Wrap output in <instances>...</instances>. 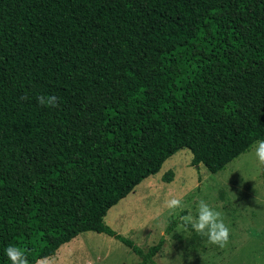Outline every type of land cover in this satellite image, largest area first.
Instances as JSON below:
<instances>
[{"label": "trees", "instance_id": "trees-1", "mask_svg": "<svg viewBox=\"0 0 264 264\" xmlns=\"http://www.w3.org/2000/svg\"><path fill=\"white\" fill-rule=\"evenodd\" d=\"M258 140L264 0H0V264L87 231L157 264L165 237L142 248L109 209L183 148L217 173Z\"/></svg>", "mask_w": 264, "mask_h": 264}, {"label": "rangeland", "instance_id": "rangeland-1", "mask_svg": "<svg viewBox=\"0 0 264 264\" xmlns=\"http://www.w3.org/2000/svg\"><path fill=\"white\" fill-rule=\"evenodd\" d=\"M191 161L188 148L173 154L157 173L109 209L105 222L142 248L164 236L165 243L155 256L157 264H264V166L257 163L253 147L217 173ZM170 195L182 196L184 209L173 214L165 209L157 215ZM201 199L222 213L229 228L223 248L181 225L179 216L188 211L195 215ZM173 219L178 224L167 233ZM48 258L49 264H140L131 248L93 231L79 234Z\"/></svg>", "mask_w": 264, "mask_h": 264}, {"label": "clouds", "instance_id": "clouds-1", "mask_svg": "<svg viewBox=\"0 0 264 264\" xmlns=\"http://www.w3.org/2000/svg\"><path fill=\"white\" fill-rule=\"evenodd\" d=\"M37 99L38 103L45 107H54L58 104V98L56 96L41 95ZM253 154L257 163L260 166H264V140L255 142L253 145ZM165 209L169 214L175 213L177 209L183 210V197L166 196L161 207L157 209V215ZM179 220L182 226H190L197 234L206 236L209 244L223 248L229 241L230 231L224 223L222 213L210 206L203 199L199 200L195 215L191 211H188L187 214L180 215ZM5 255L11 261V264H29L25 253L16 246H8L5 250ZM36 264H49V258L41 257L36 261Z\"/></svg>", "mask_w": 264, "mask_h": 264}]
</instances>
